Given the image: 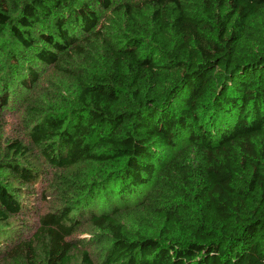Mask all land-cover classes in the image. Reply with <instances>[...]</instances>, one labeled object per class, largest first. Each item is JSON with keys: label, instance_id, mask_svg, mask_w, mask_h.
<instances>
[{"label": "trees", "instance_id": "obj_1", "mask_svg": "<svg viewBox=\"0 0 264 264\" xmlns=\"http://www.w3.org/2000/svg\"><path fill=\"white\" fill-rule=\"evenodd\" d=\"M0 264H264V0H0Z\"/></svg>", "mask_w": 264, "mask_h": 264}, {"label": "rangeland", "instance_id": "obj_2", "mask_svg": "<svg viewBox=\"0 0 264 264\" xmlns=\"http://www.w3.org/2000/svg\"><path fill=\"white\" fill-rule=\"evenodd\" d=\"M2 61H6L7 59L1 58ZM74 82L67 76H64L60 73H57L52 68H43L40 71V79L38 84L32 89L33 92H24L20 94V89L18 91L19 96H30L32 95L35 98L43 99L47 101L48 104H51V101H54L55 97L58 95H63L69 99H72L75 94V86ZM53 97V98H51ZM50 98V99H49ZM22 110H21V99L18 97H12L10 99V104L8 108L4 111H2V115L4 116L5 120V128H4V138L7 140L11 139H22L24 140V130H23V124H22ZM33 204V201H28V205L31 206ZM46 208L47 206L45 204L38 203V208ZM102 205L99 204L97 206V211L101 212ZM96 211V210H95ZM96 211V212H97ZM37 222V213L35 210L31 211V213L27 216L22 218V220H19L18 222L13 221L11 226L15 229H23L27 228L29 230L34 229V226ZM82 231V230H81ZM25 236L29 235L31 231H27L24 229L22 231ZM83 238H88V233H85L82 235ZM93 251V250H92Z\"/></svg>", "mask_w": 264, "mask_h": 264}]
</instances>
